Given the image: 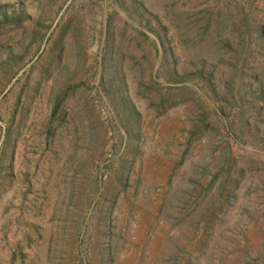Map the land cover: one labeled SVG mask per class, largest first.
I'll use <instances>...</instances> for the list:
<instances>
[{
    "label": "rangeland",
    "instance_id": "374dc122",
    "mask_svg": "<svg viewBox=\"0 0 264 264\" xmlns=\"http://www.w3.org/2000/svg\"><path fill=\"white\" fill-rule=\"evenodd\" d=\"M0 264H264V0H0Z\"/></svg>",
    "mask_w": 264,
    "mask_h": 264
}]
</instances>
